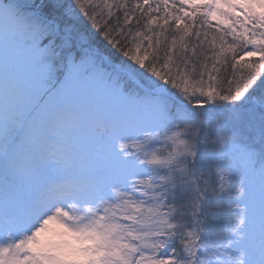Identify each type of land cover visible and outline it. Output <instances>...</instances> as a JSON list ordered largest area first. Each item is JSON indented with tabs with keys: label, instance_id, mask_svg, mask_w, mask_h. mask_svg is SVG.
Returning a JSON list of instances; mask_svg holds the SVG:
<instances>
[{
	"label": "snow or ice",
	"instance_id": "snow-or-ice-1",
	"mask_svg": "<svg viewBox=\"0 0 264 264\" xmlns=\"http://www.w3.org/2000/svg\"><path fill=\"white\" fill-rule=\"evenodd\" d=\"M0 264H264V0H0Z\"/></svg>",
	"mask_w": 264,
	"mask_h": 264
},
{
	"label": "trees",
	"instance_id": "trees-1",
	"mask_svg": "<svg viewBox=\"0 0 264 264\" xmlns=\"http://www.w3.org/2000/svg\"><path fill=\"white\" fill-rule=\"evenodd\" d=\"M41 0H35V2L39 3ZM18 3H21L17 0ZM52 2V0H42L41 3L44 4H50ZM63 3L68 4L70 3L69 0H63ZM23 4V3H21ZM57 15H60L59 12L56 13ZM85 24H87V22H84ZM90 27V26H89ZM93 44L94 46L99 47L101 50H107L108 52L112 53V57H113V61L119 62L121 59H123L121 56H119L118 53H115L113 50L110 49V47L103 41V38L101 36H99V34L95 35V38L93 40ZM75 51H78L77 49H74ZM130 87H132L131 85H129Z\"/></svg>",
	"mask_w": 264,
	"mask_h": 264
},
{
	"label": "rangeland",
	"instance_id": "rangeland-1",
	"mask_svg": "<svg viewBox=\"0 0 264 264\" xmlns=\"http://www.w3.org/2000/svg\"><path fill=\"white\" fill-rule=\"evenodd\" d=\"M18 1L25 4V5H35V4H40L42 2V0L39 3L35 2V0H18ZM69 1L71 2V0H69ZM73 51H75V50L73 49Z\"/></svg>",
	"mask_w": 264,
	"mask_h": 264
}]
</instances>
